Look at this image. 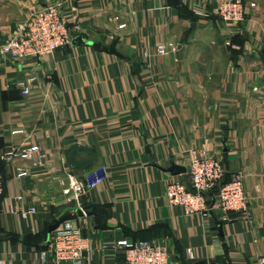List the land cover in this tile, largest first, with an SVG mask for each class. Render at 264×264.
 Here are the masks:
<instances>
[{
    "label": "crops",
    "instance_id": "crops-1",
    "mask_svg": "<svg viewBox=\"0 0 264 264\" xmlns=\"http://www.w3.org/2000/svg\"><path fill=\"white\" fill-rule=\"evenodd\" d=\"M243 1L255 8L229 28L215 0H0V46L51 4L72 35L42 60L0 55V150L46 153L45 168L24 178L15 166L28 162L0 161L1 261L57 264L41 254L47 227L71 209L68 176L106 166L108 180L80 200L96 214L73 221L92 246L82 264H119L121 252L105 246L158 237L169 264H264V0ZM30 78L22 95L15 84ZM195 148L243 173L250 219L168 204V183L188 184L186 171L168 168H186ZM28 207L35 213L21 218L17 208Z\"/></svg>",
    "mask_w": 264,
    "mask_h": 264
},
{
    "label": "built area",
    "instance_id": "built-area-1",
    "mask_svg": "<svg viewBox=\"0 0 264 264\" xmlns=\"http://www.w3.org/2000/svg\"><path fill=\"white\" fill-rule=\"evenodd\" d=\"M215 14L225 25H234L245 19L247 8H255L254 3L242 0H215ZM67 18L59 4H51L33 9L19 29L10 34L0 46V55L17 62L42 60L54 54L59 48L71 44L72 35ZM165 46L159 45L157 51L163 54ZM34 78L18 81L15 85L22 95L28 94V84ZM21 132L14 130L12 133ZM26 161L28 167L15 166L17 178L29 176L34 170L46 166V153L38 144H30L21 148L0 150V161L10 162L14 159ZM188 184L172 179L166 186L165 196L169 205L181 207L187 216H208L214 208L221 214L223 221L228 220L230 213H240L250 219L249 198L243 186V173H227L219 160L201 148L189 151L186 164ZM109 178L106 166H99L80 177L68 176V183L63 194L69 197L73 214L76 208H82L80 200L91 191L101 186ZM214 196V205L208 204L206 194ZM3 194V180L0 174V204ZM20 200V197L16 198ZM18 215L27 219L35 213L34 207L17 208ZM121 252L122 262L119 264H169V251L166 237L156 240H120L113 245L105 246ZM92 253V246L73 221L62 223L50 236V243L42 256L52 254L57 264H82ZM187 256L192 258V250L187 249ZM261 263L263 261L261 260ZM0 264H5L0 260ZM115 264V263H112Z\"/></svg>",
    "mask_w": 264,
    "mask_h": 264
},
{
    "label": "water",
    "instance_id": "water-1",
    "mask_svg": "<svg viewBox=\"0 0 264 264\" xmlns=\"http://www.w3.org/2000/svg\"><path fill=\"white\" fill-rule=\"evenodd\" d=\"M168 171H175V173L179 174V173H184L186 169L184 167H180L175 164H172L168 168ZM211 204L213 205L214 201H212ZM69 206H71V204ZM95 214H96V204H88L83 206L81 209L76 208L73 214L65 213L61 216H58V218H55L53 222L47 227V239L49 240V237L51 236L52 232H54L62 223L66 221H74L78 226L79 218L83 216H91Z\"/></svg>",
    "mask_w": 264,
    "mask_h": 264
},
{
    "label": "trees",
    "instance_id": "trees-1",
    "mask_svg": "<svg viewBox=\"0 0 264 264\" xmlns=\"http://www.w3.org/2000/svg\"><path fill=\"white\" fill-rule=\"evenodd\" d=\"M210 193H207L206 194V197H207V199H208V204H209V206H213L211 203H212V201H213V199H214V196H212V195H209ZM159 238V237H158ZM127 240H130V241H137V240H148V241H150L151 239H135V238H133V239H127Z\"/></svg>",
    "mask_w": 264,
    "mask_h": 264
},
{
    "label": "rangeland",
    "instance_id": "rangeland-1",
    "mask_svg": "<svg viewBox=\"0 0 264 264\" xmlns=\"http://www.w3.org/2000/svg\"><path fill=\"white\" fill-rule=\"evenodd\" d=\"M243 1V0H242ZM244 2V1H243ZM249 4V3H248ZM214 10H215V8H214ZM215 12V11H214ZM217 17V16H216ZM245 17H246V15H245ZM219 21H220V19L219 18H217ZM221 22V21H220ZM241 23V22H240ZM239 24V23H238ZM237 23L236 24H234V25H228V26H226V27H229V28H235V27H237V25H238ZM227 45H230V42L228 41L227 43H226Z\"/></svg>",
    "mask_w": 264,
    "mask_h": 264
}]
</instances>
